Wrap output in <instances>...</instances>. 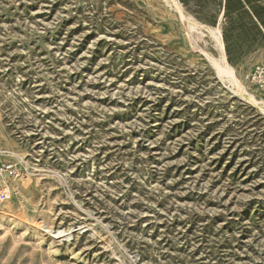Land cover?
<instances>
[{
    "label": "rangeland",
    "instance_id": "374dc122",
    "mask_svg": "<svg viewBox=\"0 0 264 264\" xmlns=\"http://www.w3.org/2000/svg\"><path fill=\"white\" fill-rule=\"evenodd\" d=\"M255 65L264 0H0V264H264Z\"/></svg>",
    "mask_w": 264,
    "mask_h": 264
},
{
    "label": "built area",
    "instance_id": "2783aa9c",
    "mask_svg": "<svg viewBox=\"0 0 264 264\" xmlns=\"http://www.w3.org/2000/svg\"><path fill=\"white\" fill-rule=\"evenodd\" d=\"M243 80L257 89L260 93L264 94V66L255 65L249 71L243 75ZM4 177H20L15 166L9 162H0V180ZM7 188L0 189V204L9 200V197L5 194Z\"/></svg>",
    "mask_w": 264,
    "mask_h": 264
},
{
    "label": "bare ground",
    "instance_id": "6f19581e",
    "mask_svg": "<svg viewBox=\"0 0 264 264\" xmlns=\"http://www.w3.org/2000/svg\"><path fill=\"white\" fill-rule=\"evenodd\" d=\"M176 4V3H175ZM177 7V6H176ZM216 38V37H215ZM217 41V40H216ZM220 45V44H219ZM224 63V67H219L216 66L217 69L219 70V72H223V74H230L231 72L229 71V69L226 67L227 64L225 65V60H223ZM236 86L238 89V92L240 94L241 97H243L245 100L259 106V108H261L264 111V102H256L255 98H253V96H251L249 93H247L244 88L236 82ZM235 86V87H236ZM237 93V90H236ZM6 142L8 143V140L6 139ZM2 182V181H1ZM14 182L18 185L20 183L19 179H15ZM3 187V186H2ZM5 194L10 198L11 197V192L10 190L7 188L5 191ZM36 224V223H35ZM36 226L41 229L43 232L49 234L52 238L54 239H59L61 237H67L68 235H65V230L62 227L57 228L56 230L48 228L44 223H37Z\"/></svg>",
    "mask_w": 264,
    "mask_h": 264
}]
</instances>
